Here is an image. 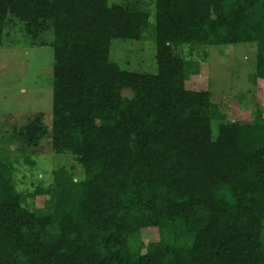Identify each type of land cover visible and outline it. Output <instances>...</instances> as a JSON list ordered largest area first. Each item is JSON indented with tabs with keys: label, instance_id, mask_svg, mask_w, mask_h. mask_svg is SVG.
<instances>
[{
	"label": "trees",
	"instance_id": "1",
	"mask_svg": "<svg viewBox=\"0 0 264 264\" xmlns=\"http://www.w3.org/2000/svg\"><path fill=\"white\" fill-rule=\"evenodd\" d=\"M13 34L52 48V97L0 135V264H264L262 107L228 118L176 52L255 42L264 81V0H0ZM148 39L154 71L111 59ZM44 144L81 175L19 189Z\"/></svg>",
	"mask_w": 264,
	"mask_h": 264
},
{
	"label": "rangeland",
	"instance_id": "2",
	"mask_svg": "<svg viewBox=\"0 0 264 264\" xmlns=\"http://www.w3.org/2000/svg\"><path fill=\"white\" fill-rule=\"evenodd\" d=\"M20 27L15 26L19 36L22 34ZM17 36L13 34L5 40L12 44ZM20 38L15 40L20 45L0 48V135L7 126H19L26 116L51 112L52 48L23 45L28 39ZM40 38L45 39L44 36ZM180 47L176 52L190 63L187 64L190 72L186 79L188 88L210 91L211 100L231 119L247 120L256 105H260L264 112V81L252 79L255 42L195 46L193 52L188 45ZM110 57L121 68L155 70L154 44L149 39L114 40L110 46ZM35 162L33 167H20L22 170L16 178L19 189L31 191V182L38 180L46 186L52 180L51 171L54 169L65 168L74 177L81 175V167L72 156L55 154L47 144ZM43 199L44 196L36 198L35 206L40 207Z\"/></svg>",
	"mask_w": 264,
	"mask_h": 264
}]
</instances>
